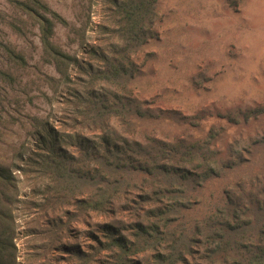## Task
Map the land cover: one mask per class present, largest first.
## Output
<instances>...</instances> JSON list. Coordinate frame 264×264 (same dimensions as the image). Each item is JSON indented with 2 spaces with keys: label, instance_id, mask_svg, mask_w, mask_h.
<instances>
[{
  "label": "trees",
  "instance_id": "obj_1",
  "mask_svg": "<svg viewBox=\"0 0 264 264\" xmlns=\"http://www.w3.org/2000/svg\"><path fill=\"white\" fill-rule=\"evenodd\" d=\"M13 1L37 17L46 60L65 75L71 57L53 36L56 24L67 21L41 0ZM108 3L122 45L105 58L99 74L120 93L111 99L91 93L78 113L89 127L117 118L131 137L105 140L97 154L82 147L74 155L61 148L52 130L39 136L37 153L30 159L47 183L37 204L39 227L28 234L35 233L41 242L32 245L23 261L16 242L17 180L12 170L0 166V264H40L41 254L46 257L57 248L67 253L68 264H264V170L228 184L223 200L188 224L185 214L198 201L199 190L211 177L242 164L243 154L224 152L213 125L205 136L194 133L192 128L213 114L209 108L181 115L131 94L128 80L142 72L131 55L155 36L158 0ZM10 55L17 65L25 63L21 52L13 49ZM4 74L11 75L9 70ZM263 114L264 103L215 113L233 123ZM164 117L175 118L182 131L158 135L138 123ZM93 218H99L93 223V243L86 250L68 249L69 225L88 224Z\"/></svg>",
  "mask_w": 264,
  "mask_h": 264
},
{
  "label": "rangeland",
  "instance_id": "obj_2",
  "mask_svg": "<svg viewBox=\"0 0 264 264\" xmlns=\"http://www.w3.org/2000/svg\"><path fill=\"white\" fill-rule=\"evenodd\" d=\"M41 1L67 21L56 24L53 36V42L71 57L65 75L46 60L37 17L13 0H0V166L12 170L17 180L19 202L14 214L20 261L41 242L35 233L28 234L39 227L37 204L47 183L30 159L37 153L39 136L52 130L61 148L74 155L82 147L97 154L105 140L131 137L117 118L89 127L78 113L82 99L91 93L110 99L120 93L99 74L105 58L122 45L106 9L110 0ZM156 9L155 36L131 55L142 72L128 80L129 91L152 106L181 115L209 108L213 114L192 128L194 133L205 136L215 126L220 133L217 145L232 157L242 153L244 159L211 177L199 190L198 201L185 214L192 225L223 200L228 184L264 170V114L238 123L215 115L264 103V0H158ZM13 49L23 54L25 63L12 61ZM7 70L11 75L4 74ZM138 123L158 135L180 133L184 127L165 117ZM25 203L31 206L24 208ZM98 219L72 222L68 249H88ZM66 257L57 248L37 261L68 264Z\"/></svg>",
  "mask_w": 264,
  "mask_h": 264
}]
</instances>
